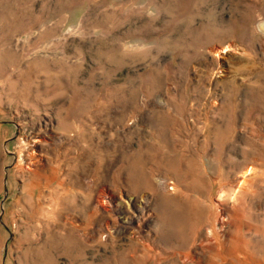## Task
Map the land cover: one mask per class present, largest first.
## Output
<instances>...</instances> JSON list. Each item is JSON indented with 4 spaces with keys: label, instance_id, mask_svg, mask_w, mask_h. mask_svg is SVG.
Returning <instances> with one entry per match:
<instances>
[{
    "label": "rangeland",
    "instance_id": "374dc122",
    "mask_svg": "<svg viewBox=\"0 0 264 264\" xmlns=\"http://www.w3.org/2000/svg\"><path fill=\"white\" fill-rule=\"evenodd\" d=\"M0 202V264H264V0H0Z\"/></svg>",
    "mask_w": 264,
    "mask_h": 264
},
{
    "label": "water",
    "instance_id": "95a60500",
    "mask_svg": "<svg viewBox=\"0 0 264 264\" xmlns=\"http://www.w3.org/2000/svg\"><path fill=\"white\" fill-rule=\"evenodd\" d=\"M6 168H7V167H6ZM6 170H7V169H5V172H6ZM3 182H5V176L3 177ZM5 189H6V188L3 189L4 192H5ZM1 203H2V202H0V206H1ZM2 209H3V207L1 206L0 214L2 213ZM0 220H1V219H0Z\"/></svg>",
    "mask_w": 264,
    "mask_h": 264
}]
</instances>
